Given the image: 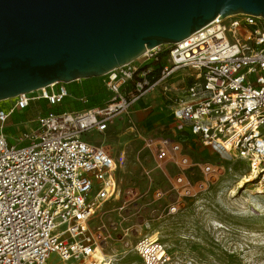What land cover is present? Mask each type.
I'll list each match as a JSON object with an SVG mask.
<instances>
[{
    "label": "built area",
    "instance_id": "2783aa9c",
    "mask_svg": "<svg viewBox=\"0 0 264 264\" xmlns=\"http://www.w3.org/2000/svg\"><path fill=\"white\" fill-rule=\"evenodd\" d=\"M217 19L106 75L109 96L99 105L61 115L38 112L36 130L22 132L16 144L3 132L12 116L34 101L61 104L67 88L54 84L0 107V264H48L54 254L64 264L115 263L100 259L105 231L89 226L103 203L119 196L117 163L107 147L85 137L105 133L151 93L179 92L174 78L185 84L169 115L175 132L238 154L264 185V19ZM147 146L159 161L189 163L176 139L152 136ZM200 169L216 174L207 163ZM176 182L188 184L183 176ZM184 194H190L188 185ZM134 252L142 264L170 262L157 235L138 238Z\"/></svg>",
    "mask_w": 264,
    "mask_h": 264
},
{
    "label": "rangeland",
    "instance_id": "374dc122",
    "mask_svg": "<svg viewBox=\"0 0 264 264\" xmlns=\"http://www.w3.org/2000/svg\"><path fill=\"white\" fill-rule=\"evenodd\" d=\"M179 86L182 90L185 84ZM151 98L152 94L143 98L146 105ZM170 99L162 101L160 108L159 104L151 107L150 112H162L152 127L123 116L115 128L112 124L100 136L85 137L109 148L118 168L119 196L103 203L89 226L108 236L101 255L113 257L114 264H142L134 252L138 238L157 235L169 253V264H264V185L258 176L242 184L251 171L238 154L174 137L169 115L176 95ZM38 102L12 116L18 121L9 122L3 130L10 144H16L15 138L22 132L36 130L33 119ZM10 104L0 102V107ZM151 128H160L165 138L183 142L189 163L159 161L147 146ZM206 163L216 171L214 177L202 174L200 168ZM179 176L188 184L177 183ZM185 185L189 195L184 194ZM48 264L64 263L54 254Z\"/></svg>",
    "mask_w": 264,
    "mask_h": 264
},
{
    "label": "water",
    "instance_id": "95a60500",
    "mask_svg": "<svg viewBox=\"0 0 264 264\" xmlns=\"http://www.w3.org/2000/svg\"><path fill=\"white\" fill-rule=\"evenodd\" d=\"M238 14L264 19V0H0V102L99 79Z\"/></svg>",
    "mask_w": 264,
    "mask_h": 264
},
{
    "label": "trees",
    "instance_id": "16d2710c",
    "mask_svg": "<svg viewBox=\"0 0 264 264\" xmlns=\"http://www.w3.org/2000/svg\"><path fill=\"white\" fill-rule=\"evenodd\" d=\"M65 87L67 88L68 96H66L61 104L49 107L45 101L38 102V108L35 112H40L41 115L50 113L61 115L67 112H81L84 109L95 107L101 103L99 96L103 91V86L99 84L98 79L92 78L76 81L66 84ZM17 121L18 118H11L10 122L16 124Z\"/></svg>",
    "mask_w": 264,
    "mask_h": 264
},
{
    "label": "crops",
    "instance_id": "0c3cea01",
    "mask_svg": "<svg viewBox=\"0 0 264 264\" xmlns=\"http://www.w3.org/2000/svg\"><path fill=\"white\" fill-rule=\"evenodd\" d=\"M100 78L98 79V82H99V84H102V86H103L104 84H103L102 81H100ZM173 82H175V89L179 90V92H177L175 90V91H171V92H168V93H165V92H162V91H158L155 94L151 93L152 94L151 104L150 105H146L145 102H144V100H143L142 102H140L139 104H137L136 106H134V108L131 111V114L129 116L130 117L129 119L132 120L135 117V118H137L139 120L140 123H142L144 125L146 124L147 126H150V127H152L154 124H156V122L159 121V119L161 118L162 112H160V109H159V111L150 112L151 107H153V106L156 107L157 104H159L157 107L160 108V106L162 105V103H161L162 101H164V102H168V100L172 101V99H170V98L173 96V94L176 95V98H177V96L180 94V92L184 89V88L182 90L180 89V86L179 85L180 84H183L184 85V83L178 81L177 78H174L173 79ZM108 96H109V90L105 89V87L103 86V91H102V93L99 96L100 101L101 102H104L108 98ZM161 108H163V107H161ZM172 108H173V106H172ZM122 119H123V117L118 118V120H116L113 123L114 124V128L116 126L115 123L118 122V121L119 122L120 121H123ZM125 121H127V120H125ZM170 123H171V121H170ZM171 126H172V130H173L172 133H174V137H176V136H184V137H187L188 138L187 135H178L175 132V129H174L172 123H171ZM150 130L151 131H149L150 134L148 135V137H152V136H155V137H164V134L165 133H163V130L162 129H160V128H151ZM173 139H175V138H173ZM188 140H189V138H188ZM94 142H97V141H94ZM179 142L181 143V141H179ZM108 150L110 151L109 148H108ZM110 152L112 153V151H110Z\"/></svg>",
    "mask_w": 264,
    "mask_h": 264
},
{
    "label": "bare ground",
    "instance_id": "6f19581e",
    "mask_svg": "<svg viewBox=\"0 0 264 264\" xmlns=\"http://www.w3.org/2000/svg\"><path fill=\"white\" fill-rule=\"evenodd\" d=\"M255 178H257L256 170L253 173H250L249 176L245 177L242 181V184H245L247 182L253 181ZM103 257V255L100 256V259Z\"/></svg>",
    "mask_w": 264,
    "mask_h": 264
}]
</instances>
